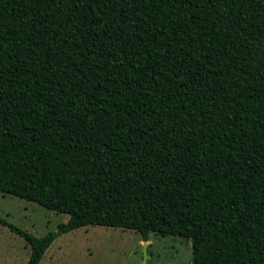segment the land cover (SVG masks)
Returning <instances> with one entry per match:
<instances>
[{
  "label": "trees",
  "instance_id": "16d2710c",
  "mask_svg": "<svg viewBox=\"0 0 264 264\" xmlns=\"http://www.w3.org/2000/svg\"><path fill=\"white\" fill-rule=\"evenodd\" d=\"M0 192L264 264V0H0Z\"/></svg>",
  "mask_w": 264,
  "mask_h": 264
},
{
  "label": "rangeland",
  "instance_id": "374dc122",
  "mask_svg": "<svg viewBox=\"0 0 264 264\" xmlns=\"http://www.w3.org/2000/svg\"><path fill=\"white\" fill-rule=\"evenodd\" d=\"M0 218L42 237L69 216L0 192ZM31 248L0 224V264H27ZM40 264H192V244L173 236L150 235L145 245L133 230L86 226L58 238Z\"/></svg>",
  "mask_w": 264,
  "mask_h": 264
},
{
  "label": "water",
  "instance_id": "95a60500",
  "mask_svg": "<svg viewBox=\"0 0 264 264\" xmlns=\"http://www.w3.org/2000/svg\"><path fill=\"white\" fill-rule=\"evenodd\" d=\"M145 245V256H146V252H147V242H144Z\"/></svg>",
  "mask_w": 264,
  "mask_h": 264
}]
</instances>
